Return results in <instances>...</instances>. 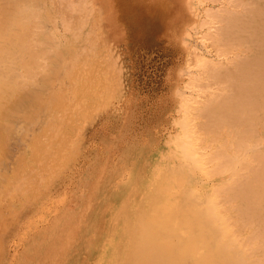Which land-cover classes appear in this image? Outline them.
I'll use <instances>...</instances> for the list:
<instances>
[{"label":"bare ground","instance_id":"obj_1","mask_svg":"<svg viewBox=\"0 0 264 264\" xmlns=\"http://www.w3.org/2000/svg\"><path fill=\"white\" fill-rule=\"evenodd\" d=\"M61 1L0 0V230L17 214L15 206L5 213V199L18 203L20 180L38 187L47 181L79 114L80 105L73 104L81 91L77 65L87 52H76L63 70L81 32L68 19L71 0L54 7ZM226 4L208 12L217 57L201 55L198 62L206 98L182 99L185 108L167 151L136 166L126 153L124 165L101 180L98 220L77 264H264V0ZM61 39L64 44L55 42ZM60 74L72 86L59 81ZM67 87L76 94L73 102L65 97ZM42 106V127L33 139L31 132L14 165L2 168L14 120H29ZM125 168L130 174L124 180ZM69 229L27 253L57 264Z\"/></svg>","mask_w":264,"mask_h":264},{"label":"rangeland","instance_id":"obj_2","mask_svg":"<svg viewBox=\"0 0 264 264\" xmlns=\"http://www.w3.org/2000/svg\"><path fill=\"white\" fill-rule=\"evenodd\" d=\"M63 1L66 3L62 0L53 6L66 5ZM221 1L226 4L231 0ZM221 1H69L75 8L69 11L68 19L75 23L68 24H78L75 30L81 35L71 42L74 49L72 56H65L68 61L63 60V70L76 52H87V58L83 54L78 58L77 66L81 68L76 83L81 91L74 95L77 99L64 74L58 80L69 84L65 97L77 100L79 104L72 102L80 105L79 114L73 120L71 135L60 143L64 155L47 181L38 187L39 183L27 181V185L26 179L20 180L16 183L18 203L10 199L9 205L5 199V213H11L15 206L17 214L0 230V264H45L38 258L40 255L28 254V247L46 246L55 240V234L68 227V237L60 243L57 264H77L89 228L98 220L96 201L101 180L118 163L124 165L126 153L132 156L131 161L135 158L136 166L167 151V142L176 135L185 108L182 99L197 97L199 103L206 98V87L198 85L205 75L198 62L201 55L217 57L208 12L219 7ZM57 24L62 31L60 19ZM56 41L64 44L65 40ZM81 57L86 59L81 62ZM45 108L42 106L29 120H14L2 168L12 167L15 157L26 150L29 140L42 127ZM126 170L122 174L124 180L130 174ZM30 188L34 190L28 191ZM60 240L61 236L57 238Z\"/></svg>","mask_w":264,"mask_h":264}]
</instances>
